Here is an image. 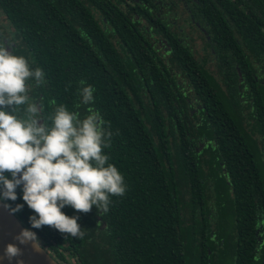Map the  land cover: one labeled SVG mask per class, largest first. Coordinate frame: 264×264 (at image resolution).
Wrapping results in <instances>:
<instances>
[{"label":"trees","instance_id":"trees-1","mask_svg":"<svg viewBox=\"0 0 264 264\" xmlns=\"http://www.w3.org/2000/svg\"><path fill=\"white\" fill-rule=\"evenodd\" d=\"M204 1L0 0V43L45 74L43 116L98 111L127 184L103 216L63 209L82 239L33 229L19 188L1 199L59 263L264 264V20Z\"/></svg>","mask_w":264,"mask_h":264},{"label":"clouds","instance_id":"clouds-1","mask_svg":"<svg viewBox=\"0 0 264 264\" xmlns=\"http://www.w3.org/2000/svg\"><path fill=\"white\" fill-rule=\"evenodd\" d=\"M44 83L41 68H33L25 56L14 54L11 45L0 43V199L16 201L19 188L24 204L34 213L29 217L33 229L48 226L82 239L89 229L78 223L79 215L69 216L63 209L71 207L87 214L95 206L103 216L109 211L111 197L126 194L127 184L104 151L110 147L113 133L105 127L101 114L89 110L81 118L78 111L59 105L45 118L42 103L30 95ZM80 84L82 103L91 104L95 89L83 86L84 81ZM24 204L5 207L14 214ZM14 239L42 251L37 233L29 228ZM22 257L23 249L9 243L0 259L23 264Z\"/></svg>","mask_w":264,"mask_h":264},{"label":"water","instance_id":"water-1","mask_svg":"<svg viewBox=\"0 0 264 264\" xmlns=\"http://www.w3.org/2000/svg\"><path fill=\"white\" fill-rule=\"evenodd\" d=\"M25 227L19 219L11 212L8 207H5L4 202L0 199V256L3 255V250L9 243L17 244L23 249V264H60L41 246L42 251L36 252L31 244L20 245L14 238ZM0 264H9L7 259H0ZM12 264H16L15 261Z\"/></svg>","mask_w":264,"mask_h":264},{"label":"flooded vegetation","instance_id":"flooded-vegetation-1","mask_svg":"<svg viewBox=\"0 0 264 264\" xmlns=\"http://www.w3.org/2000/svg\"><path fill=\"white\" fill-rule=\"evenodd\" d=\"M197 2L199 3V11L202 12V10L206 9V3L204 0H197ZM211 5L214 9L219 10V12L216 11L217 13L224 11L225 13L231 14L234 11L240 15H256L264 20V0H213V4ZM225 6H230L233 10L229 11L224 8ZM261 29L264 32V27H261ZM257 137V139H261L260 135H257ZM53 258L55 259V256Z\"/></svg>","mask_w":264,"mask_h":264},{"label":"rangeland","instance_id":"rangeland-1","mask_svg":"<svg viewBox=\"0 0 264 264\" xmlns=\"http://www.w3.org/2000/svg\"><path fill=\"white\" fill-rule=\"evenodd\" d=\"M219 220H220V217H217ZM230 219V218H229ZM229 223V227H230V225H231V223H232V219H231V223L230 222H228ZM229 227L228 226H226V224L224 225V229L226 230V231H228V229H229ZM223 243V242H222ZM40 244L42 245V243L40 242ZM42 247L43 248H45L43 245H42ZM45 250L52 256V257H54V254L52 255V253L51 252H49L46 248H45ZM223 261H225V264H227V262H229V260H223Z\"/></svg>","mask_w":264,"mask_h":264},{"label":"built area","instance_id":"built-area-1","mask_svg":"<svg viewBox=\"0 0 264 264\" xmlns=\"http://www.w3.org/2000/svg\"><path fill=\"white\" fill-rule=\"evenodd\" d=\"M60 264H74V262L68 261V262H61Z\"/></svg>","mask_w":264,"mask_h":264},{"label":"bare ground","instance_id":"bare-ground-1","mask_svg":"<svg viewBox=\"0 0 264 264\" xmlns=\"http://www.w3.org/2000/svg\"><path fill=\"white\" fill-rule=\"evenodd\" d=\"M75 264V263H74ZM77 264V263H76Z\"/></svg>","mask_w":264,"mask_h":264}]
</instances>
